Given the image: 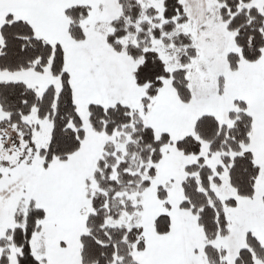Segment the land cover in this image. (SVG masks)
Returning <instances> with one entry per match:
<instances>
[{"label":"snow or ice","instance_id":"obj_1","mask_svg":"<svg viewBox=\"0 0 264 264\" xmlns=\"http://www.w3.org/2000/svg\"><path fill=\"white\" fill-rule=\"evenodd\" d=\"M0 264H264V0H0Z\"/></svg>","mask_w":264,"mask_h":264}]
</instances>
